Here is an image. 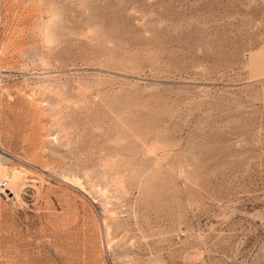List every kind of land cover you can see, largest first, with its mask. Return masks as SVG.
<instances>
[{"label":"rangeland","instance_id":"1","mask_svg":"<svg viewBox=\"0 0 264 264\" xmlns=\"http://www.w3.org/2000/svg\"><path fill=\"white\" fill-rule=\"evenodd\" d=\"M0 70V264L262 263L264 0H0Z\"/></svg>","mask_w":264,"mask_h":264},{"label":"bare ground","instance_id":"2","mask_svg":"<svg viewBox=\"0 0 264 264\" xmlns=\"http://www.w3.org/2000/svg\"><path fill=\"white\" fill-rule=\"evenodd\" d=\"M86 61V60H85ZM84 61V63H85ZM2 71V70H0ZM1 73V72H0ZM3 73V72H2ZM105 81L112 83V84H119L121 82H123L124 80V75L121 71L119 70H111L108 71V73L106 74V77L104 76ZM0 84H1V79H0ZM12 158H16L22 162H25L27 164H30L29 162H26L25 160H22L8 152H6L0 145V181H2V174H4L3 172H5V169H8V165L9 162ZM33 165V164H32ZM42 170V169H41ZM22 173L18 170L16 172H13V174H11L10 177L7 178H3L6 179L8 181V191H10L9 194H13L15 187L19 184L21 177H22ZM6 177V176H5ZM65 182L69 183L70 185L74 186V183L69 182L68 180H64ZM77 186V185H76ZM79 189V186H78ZM81 189V188H80ZM7 190L4 191L0 188V193H4L3 195L5 196V194L7 195ZM83 191V190H82ZM0 197L2 198V196L0 195ZM15 197L17 199H19V195L15 194ZM95 202V201H94ZM0 244L6 245L7 247H13L15 245L14 240H6L5 238L0 237Z\"/></svg>","mask_w":264,"mask_h":264},{"label":"built area","instance_id":"3","mask_svg":"<svg viewBox=\"0 0 264 264\" xmlns=\"http://www.w3.org/2000/svg\"><path fill=\"white\" fill-rule=\"evenodd\" d=\"M0 188L4 191H6L8 189V181L6 179H2V181H0ZM10 191L7 190V194L9 193ZM4 193H0V195L3 197ZM261 264H264V256H263V259H262V263Z\"/></svg>","mask_w":264,"mask_h":264}]
</instances>
